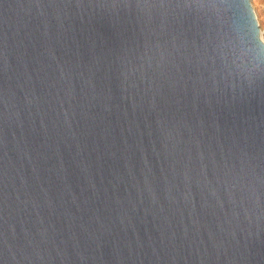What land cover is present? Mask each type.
<instances>
[{
	"label": "water",
	"instance_id": "obj_1",
	"mask_svg": "<svg viewBox=\"0 0 264 264\" xmlns=\"http://www.w3.org/2000/svg\"><path fill=\"white\" fill-rule=\"evenodd\" d=\"M0 264H264L250 0H0Z\"/></svg>",
	"mask_w": 264,
	"mask_h": 264
},
{
	"label": "rangeland",
	"instance_id": "obj_2",
	"mask_svg": "<svg viewBox=\"0 0 264 264\" xmlns=\"http://www.w3.org/2000/svg\"><path fill=\"white\" fill-rule=\"evenodd\" d=\"M250 1L254 9L256 19L258 21L260 35L264 40V0H250Z\"/></svg>",
	"mask_w": 264,
	"mask_h": 264
}]
</instances>
